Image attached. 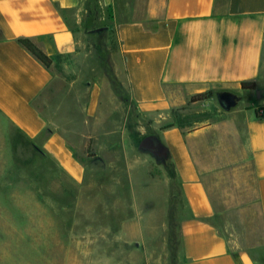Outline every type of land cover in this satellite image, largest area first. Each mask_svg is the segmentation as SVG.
Segmentation results:
<instances>
[{
    "label": "crops",
    "instance_id": "1",
    "mask_svg": "<svg viewBox=\"0 0 264 264\" xmlns=\"http://www.w3.org/2000/svg\"><path fill=\"white\" fill-rule=\"evenodd\" d=\"M110 16L115 76L138 111L162 113L216 87L253 94L249 104L234 109L233 124L213 121L190 130L172 125L158 128L156 139L184 211L177 221L180 264H264L244 250L231 251L219 228L223 208L208 187L210 178L225 172L236 182L241 176L252 180L242 202L257 211L264 236V0H0V139L9 145L21 137L75 180L82 176L80 160L60 122L73 129L81 111L100 131L105 152L113 134L119 143L118 122L108 115L123 107V93L108 94L107 87L103 96L100 78L53 72L18 42L32 40L55 61L76 52L73 26ZM246 81L256 84L259 97L241 89Z\"/></svg>",
    "mask_w": 264,
    "mask_h": 264
},
{
    "label": "rangeland",
    "instance_id": "2",
    "mask_svg": "<svg viewBox=\"0 0 264 264\" xmlns=\"http://www.w3.org/2000/svg\"><path fill=\"white\" fill-rule=\"evenodd\" d=\"M73 28L76 52L49 67L62 76L71 69L83 81L100 78L103 96L107 87L108 94L114 89L123 93V107L108 115L118 122L120 144L113 134L105 152L100 131L85 122L81 111L73 129L60 122V133L80 160L82 176L75 180L21 137L9 145L0 139V264H180L177 221L184 211L172 167L164 148L155 155L139 150L134 141L156 137L158 128L170 125L190 130L213 121L233 124L234 109L254 96L216 87L205 92L207 100L192 102L195 95H189L162 113H143L115 76L112 17ZM250 91L260 96L259 88ZM253 186L248 177L236 182L230 172L208 183L216 206L223 208L225 224L219 228L231 251L244 250L262 261L264 236L257 211L242 202Z\"/></svg>",
    "mask_w": 264,
    "mask_h": 264
},
{
    "label": "trees",
    "instance_id": "3",
    "mask_svg": "<svg viewBox=\"0 0 264 264\" xmlns=\"http://www.w3.org/2000/svg\"><path fill=\"white\" fill-rule=\"evenodd\" d=\"M19 44L22 45L25 50H27L37 61H39L44 67L49 68L52 59L47 56L32 40L30 39H19ZM241 89L246 90H255L257 89L256 84L251 81L242 82L240 84ZM209 99V95L206 93L197 94L194 97L191 98V101H204ZM172 126V125H170ZM169 126V127H170ZM142 138V137H141ZM140 139L134 141L135 145L137 146V143ZM163 150V149H162Z\"/></svg>",
    "mask_w": 264,
    "mask_h": 264
},
{
    "label": "water",
    "instance_id": "4",
    "mask_svg": "<svg viewBox=\"0 0 264 264\" xmlns=\"http://www.w3.org/2000/svg\"><path fill=\"white\" fill-rule=\"evenodd\" d=\"M255 94L257 97H259L258 91H256ZM137 148L139 150L147 151L155 155L161 154L163 149L161 143L156 139L154 135H147L140 138L137 143Z\"/></svg>",
    "mask_w": 264,
    "mask_h": 264
},
{
    "label": "flooded vegetation",
    "instance_id": "5",
    "mask_svg": "<svg viewBox=\"0 0 264 264\" xmlns=\"http://www.w3.org/2000/svg\"><path fill=\"white\" fill-rule=\"evenodd\" d=\"M219 103L223 106V107H226L227 105V103H226V101H224L223 99H219Z\"/></svg>",
    "mask_w": 264,
    "mask_h": 264
},
{
    "label": "built area",
    "instance_id": "6",
    "mask_svg": "<svg viewBox=\"0 0 264 264\" xmlns=\"http://www.w3.org/2000/svg\"><path fill=\"white\" fill-rule=\"evenodd\" d=\"M260 113H262V111H260Z\"/></svg>",
    "mask_w": 264,
    "mask_h": 264
}]
</instances>
